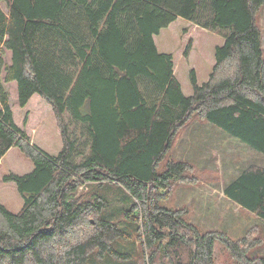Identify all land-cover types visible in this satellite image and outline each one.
Masks as SVG:
<instances>
[{
    "label": "trees",
    "instance_id": "trees-1",
    "mask_svg": "<svg viewBox=\"0 0 264 264\" xmlns=\"http://www.w3.org/2000/svg\"><path fill=\"white\" fill-rule=\"evenodd\" d=\"M263 7L264 0H0V53L12 55L11 63L0 61V161L17 147L34 164L31 173L5 176L24 205L13 213L0 204V264H111L121 257L213 264L218 240L241 264H264V255L250 254L251 240L202 232L184 210L164 205L191 170L188 161L164 160L195 116L264 155ZM179 18L224 38L208 81L200 85L190 72V96L173 55L155 42ZM11 82L20 108L38 102L36 124L43 102L51 107L62 137L58 155L32 141L30 111L16 122L5 86ZM68 119L86 143L72 135ZM113 186L128 202L116 213L101 192ZM223 191L264 221V168L244 169ZM128 243L139 245L137 260L120 249Z\"/></svg>",
    "mask_w": 264,
    "mask_h": 264
},
{
    "label": "rangeland",
    "instance_id": "rangeland-1",
    "mask_svg": "<svg viewBox=\"0 0 264 264\" xmlns=\"http://www.w3.org/2000/svg\"><path fill=\"white\" fill-rule=\"evenodd\" d=\"M2 6L7 11L6 5ZM257 21L262 33L264 49V7L257 14ZM155 42L160 52L173 55L175 75L181 83L184 94L190 96L193 95L190 72L195 70L200 85L206 82L215 65V48L224 44V38L217 32L208 31L179 18L155 36ZM189 42L191 48L188 56H185ZM11 59L10 51H6L4 54L0 53V61L3 60L4 64L11 63ZM5 86L10 95V106L15 113L16 122L21 125L24 111H30L32 141L47 154L58 155L62 151V137L51 107L43 102L46 113L41 118L42 121L36 124L41 111L37 105L38 102L33 100L27 108L22 109L18 104L17 84L11 82ZM35 97L39 98V96ZM194 120L209 123L207 120L204 121L195 116L185 128L179 131L164 163L175 159L188 161L191 170L187 174L188 181L177 183L173 188L170 200L164 205L184 210L187 214L186 219L202 232L224 231L236 240L249 239L254 244L250 254L264 255V221L232 202L224 195L223 191L225 186L244 169L251 166L264 168V155L250 150V147L216 126L219 130L217 134L212 130L201 129L203 134H207L206 140L198 141L196 145H192L194 138L188 140L189 137L185 131ZM68 123L72 135L81 136L82 144L86 143L82 128L77 127L70 119H68ZM35 124L36 127L33 128ZM85 151L86 154L89 153L88 146ZM33 169L34 164L31 159L17 147L12 148L0 161V204L6 206L10 212L18 213L24 205V199L19 193L16 183L5 181V176L12 173L25 175L31 173ZM101 192L110 199L112 203L110 209L113 212L116 213L128 206L125 196L121 195L125 194L121 188L116 186L108 189L102 188ZM120 219V217L116 218L117 221ZM214 245L213 264H241L232 256L223 242L218 240ZM120 249L122 252L132 253L137 260L140 249L138 244L128 243L121 246ZM111 264L133 263L129 258L121 257L120 261H113Z\"/></svg>",
    "mask_w": 264,
    "mask_h": 264
},
{
    "label": "crops",
    "instance_id": "crops-1",
    "mask_svg": "<svg viewBox=\"0 0 264 264\" xmlns=\"http://www.w3.org/2000/svg\"><path fill=\"white\" fill-rule=\"evenodd\" d=\"M208 81V80H207ZM201 129H206L207 131H215L214 133H218V129L213 126L211 123H207V122H203L201 120H194L193 123H191L189 125V127L187 128V130L185 131V133L187 134V136L189 137L188 140L190 138H194V142L192 143V145H196V143L198 141H203L206 140V136L207 134H203L201 132ZM211 131V132H212ZM223 133V132H222ZM238 176V175H237ZM236 178V177H235Z\"/></svg>",
    "mask_w": 264,
    "mask_h": 264
}]
</instances>
